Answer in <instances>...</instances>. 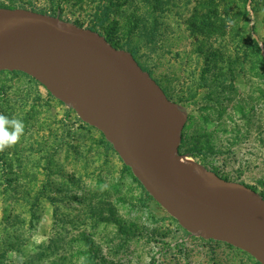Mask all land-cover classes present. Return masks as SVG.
I'll return each mask as SVG.
<instances>
[{"label": "rangeland", "instance_id": "obj_1", "mask_svg": "<svg viewBox=\"0 0 264 264\" xmlns=\"http://www.w3.org/2000/svg\"><path fill=\"white\" fill-rule=\"evenodd\" d=\"M109 2L104 34L137 51L188 115L180 155L264 197V0H0V7L90 28ZM0 114L24 123L19 141L0 152V264H258L181 226L104 134L32 76L0 71Z\"/></svg>", "mask_w": 264, "mask_h": 264}, {"label": "water", "instance_id": "obj_2", "mask_svg": "<svg viewBox=\"0 0 264 264\" xmlns=\"http://www.w3.org/2000/svg\"><path fill=\"white\" fill-rule=\"evenodd\" d=\"M22 71L99 129L152 197L186 230L264 264V197L180 160L188 115L125 49L91 28L0 7V71ZM211 183L212 189L206 181Z\"/></svg>", "mask_w": 264, "mask_h": 264}, {"label": "clouds", "instance_id": "obj_3", "mask_svg": "<svg viewBox=\"0 0 264 264\" xmlns=\"http://www.w3.org/2000/svg\"><path fill=\"white\" fill-rule=\"evenodd\" d=\"M24 132V123L20 119L0 114V152L14 146Z\"/></svg>", "mask_w": 264, "mask_h": 264}, {"label": "trees", "instance_id": "obj_4", "mask_svg": "<svg viewBox=\"0 0 264 264\" xmlns=\"http://www.w3.org/2000/svg\"><path fill=\"white\" fill-rule=\"evenodd\" d=\"M112 2H109L108 4H104L102 7H103V9H102V7L101 8H99V9H97V11H98V13L94 16V19L91 21V26H90V28L91 29H93V30H95V31H101V30H103V32H100L101 34H103L106 38H107V40L112 44V45H114L115 47H118L117 45H116V43H114V40L113 39H111V38H108V36H106L105 34H104V31H105V29H106V25H107V23L110 21V19H111V15L113 14V9H112ZM100 11V12H99ZM54 16H56L55 15V13L53 14ZM117 43H119L118 41H117ZM135 57L137 56V51H135V50H129ZM150 73V72H149ZM166 92V91H165ZM129 170H131V168L129 167V166H126ZM137 179V178H136ZM138 180V179H137ZM251 187H253V186H251ZM254 188V187H253ZM255 190H256V188H254ZM258 264H260L259 262H258Z\"/></svg>", "mask_w": 264, "mask_h": 264}, {"label": "bare ground", "instance_id": "obj_5", "mask_svg": "<svg viewBox=\"0 0 264 264\" xmlns=\"http://www.w3.org/2000/svg\"><path fill=\"white\" fill-rule=\"evenodd\" d=\"M180 160L182 161L183 164H185L189 170H191L192 173H194L196 176H201L202 175V170L197 164L196 161L191 160L188 157H181ZM207 185L212 189L211 183L207 180L206 181Z\"/></svg>", "mask_w": 264, "mask_h": 264}]
</instances>
